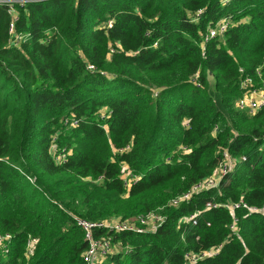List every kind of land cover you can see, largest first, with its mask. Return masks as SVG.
<instances>
[{
	"label": "trees",
	"instance_id": "16d2710c",
	"mask_svg": "<svg viewBox=\"0 0 264 264\" xmlns=\"http://www.w3.org/2000/svg\"><path fill=\"white\" fill-rule=\"evenodd\" d=\"M17 13L25 40L12 48L0 8V236H10L0 264H84L77 218L133 220L161 207L155 234L95 230L115 246L101 264H183L219 245L195 264H264V216L207 208L264 205V108H237L241 78L264 82V0H42ZM223 18L226 31L208 38ZM224 150L232 172L169 207L218 170ZM195 212V226L178 223Z\"/></svg>",
	"mask_w": 264,
	"mask_h": 264
},
{
	"label": "built area",
	"instance_id": "2783aa9c",
	"mask_svg": "<svg viewBox=\"0 0 264 264\" xmlns=\"http://www.w3.org/2000/svg\"><path fill=\"white\" fill-rule=\"evenodd\" d=\"M42 0H0V8H4L6 14L10 17V23L8 26V40L7 43L12 48H19L21 44L25 40V35L18 34L15 31V22L17 20V8L18 7H25L27 4L39 2ZM201 11L197 13L199 15ZM111 23H109L110 26ZM230 24V18H223L219 20L215 27L210 29L208 32V38L212 39L218 36L223 35ZM206 38V40L208 39ZM205 40V41H206ZM112 52V51H111ZM87 69L89 71H94L93 66H88ZM264 69V61L258 66L255 70V75L261 78L262 70ZM240 74L243 73V70H239ZM197 76H194L192 79V83L199 86L197 83ZM240 90L242 91V97L239 99L237 103V108L241 111H246L249 114H254L257 111L264 108V82L259 86L254 84V80L251 77L241 78L240 79ZM154 96H157V92L154 93ZM64 125L69 127L76 126L75 123H68V120H64ZM129 148V147H128ZM126 148L125 150H127ZM124 150H120L122 152ZM51 154L56 164L61 165L64 164L67 159V153L65 150H57L56 146L51 147ZM246 157H241L237 162L244 163L246 162ZM236 160L231 156V154L224 150L222 152L221 163L218 170L213 173L210 177L201 180L197 184L193 185L191 189L176 197L173 198L169 202V207H178L182 202L190 200V198L194 195L202 193L206 190L212 189L217 187L218 183L221 179L232 172L234 169V165ZM253 167V165L251 166ZM120 175L124 180L125 187L131 184L132 178L130 176V172L126 165L121 166ZM134 180V179H133ZM215 208V207H223L226 208L231 215H234V210L239 207H243L249 211V213L253 214H260L264 216V205L260 208L255 207H247L242 200L236 204H207V208ZM164 207L159 208L155 212L148 213L145 216H138L133 220H120L117 219L113 224H108L104 222H91L85 219L77 218L75 220L76 226L82 231L84 241L86 243V250L82 254V259L84 264H101L103 263L110 254L115 249V246L112 244L109 237H95L94 231L97 229L105 228L110 232L120 233V232H134V233H152L155 234L158 228L164 223L165 216L161 213ZM200 212H195L185 218L179 220V224L190 223L193 226L197 224V217ZM236 219L233 218V223L230 226V230L232 232L236 231ZM10 236H0V246L6 240H9ZM36 241L33 239H29L27 241L25 247V256H31L34 250ZM221 245L217 247H212L209 250L201 251V252H186L184 254V262L183 264H195L198 261L211 258L216 256L220 249Z\"/></svg>",
	"mask_w": 264,
	"mask_h": 264
},
{
	"label": "rangeland",
	"instance_id": "374dc122",
	"mask_svg": "<svg viewBox=\"0 0 264 264\" xmlns=\"http://www.w3.org/2000/svg\"><path fill=\"white\" fill-rule=\"evenodd\" d=\"M64 123V122H63ZM118 218H112L110 220L107 221H100V222H104V223H108V224H113ZM131 219V218H130Z\"/></svg>",
	"mask_w": 264,
	"mask_h": 264
}]
</instances>
